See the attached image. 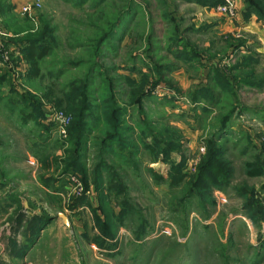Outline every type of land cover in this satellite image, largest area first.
<instances>
[{
  "label": "rangeland",
  "instance_id": "obj_1",
  "mask_svg": "<svg viewBox=\"0 0 264 264\" xmlns=\"http://www.w3.org/2000/svg\"><path fill=\"white\" fill-rule=\"evenodd\" d=\"M32 1L6 0L14 5L9 13L0 5V75L8 80L0 86V199L6 193L19 196L26 215L18 224V208L5 211V200H0V264H264V86L242 82L253 70L256 78L264 77V27L259 32L244 29L250 22L244 18V0L213 7L188 0H87L83 5L77 0H42L41 7L25 12ZM224 4L233 14L218 11ZM47 26L53 30L47 37L54 49L41 63V76L27 81L29 66L15 32L40 33ZM110 31L96 50L97 38ZM178 38L195 45L200 60L177 57L182 49ZM95 55L98 66L91 72ZM247 55L258 63L238 72L242 79L235 84V95L215 85L217 99L209 111L189 98L197 86L209 84L212 66L231 71ZM156 66L162 67V77ZM79 87L87 89V113L92 112L82 160L87 184L80 173L62 171L67 150L75 146L69 134L75 119L71 109L82 100L71 94L78 95ZM109 89L126 118L125 144L110 142L112 151L103 150L101 143L103 95ZM13 94L20 99L34 95L41 117L25 121L19 110L23 103L11 110L6 98ZM232 104L230 130L218 144L233 175L224 190H208L203 202L200 197L185 199V186L207 152V141L218 132L222 106ZM56 112L70 119L67 135ZM138 121L152 122L157 127L153 131L162 126L179 131L180 147L168 163L161 157L154 162L143 147L139 128L134 131ZM145 142L151 143L152 136ZM182 158L184 183L172 187L168 181L155 182L150 167L167 177L171 165ZM101 165L112 172L102 171L100 192L93 170ZM114 174L120 183L110 189L109 175ZM73 178L81 181L82 192ZM82 196L86 201L76 204ZM124 206L120 223L116 219ZM96 215L115 222L114 231L107 235L97 228ZM34 216L48 218L43 226H33L40 234L32 243L25 231Z\"/></svg>",
  "mask_w": 264,
  "mask_h": 264
},
{
  "label": "trees",
  "instance_id": "obj_2",
  "mask_svg": "<svg viewBox=\"0 0 264 264\" xmlns=\"http://www.w3.org/2000/svg\"><path fill=\"white\" fill-rule=\"evenodd\" d=\"M87 0H77V3L79 5H83ZM105 1V0H102ZM188 1H194L199 2L201 5H204L206 7H213L218 6L219 4L225 3V0H188ZM245 2V10H244V18L246 20H249L252 15H256L259 20L264 21V5L260 0H244ZM76 3V4H77ZM0 5L2 7V10L5 13L12 12L14 5L11 3H6V0L0 1ZM9 28V25H8ZM49 27H46L45 31H42L40 33L34 32V33H28V34H21V31L15 32L17 36L20 37L18 39V42L22 44L21 52L24 56V59L28 63V70L25 75V79L27 81H33L39 76H41L42 67L41 63L44 58L47 57V55L54 49V41L50 38H48V32H51L53 30H47ZM113 31L104 33L100 38H97V40L94 43V47L96 50H99V46L102 42H104L107 38H109L112 35ZM54 38V36H52ZM181 45L182 49L177 52V57L182 58L184 57L185 62H189V60H200V52L197 51L192 43L188 39H182L177 40ZM245 43V40L240 41V45H243ZM97 54V53H96ZM98 55H95L94 57V63L93 68L91 70H95V66H98ZM258 63V59H256L253 55H247L244 56L241 60L237 61L235 65L230 69H222L218 66H212L210 70V81L208 85H201L197 86L196 89L192 90L189 94V98L196 103V104H203L206 105L205 109L206 111H209L211 108L210 105L215 103V100L217 99V95L215 92V85L218 86L221 90H228L230 94L235 95V84L236 82H241L238 80L242 76L243 69L248 66L249 64H256ZM75 65H78L79 63H74ZM162 67L156 66V71L160 73ZM239 71H242L241 73H238ZM229 72V74H228ZM232 72V73H231ZM254 70L251 71L248 75H246V79L242 82H245L249 86L253 87H262L264 86V77L256 78V76L253 74ZM143 75H149V73H143ZM162 77V74L160 75ZM161 79V78H160ZM242 79V78H240ZM5 81H8L6 76L0 75V86L4 84ZM147 81V78H144L141 82V85H139V89L142 90V85L145 84ZM160 81V80H159ZM158 79L156 82H154V85H156L158 82ZM130 82H133V80H130ZM135 82V80H134ZM112 86H110L111 88ZM109 88V87H108ZM83 89H86L85 87H79L77 90V94H71L73 98H78L81 96L82 102L80 104H74L72 105V111L75 114V119L72 125L69 127V134L72 137L73 141L75 139V146L67 150L66 157L64 160V167L63 172H75L80 173L83 176V179L85 183H88V174L87 169L84 168L82 160L86 156V144L88 142V116L91 115L92 112L87 113L88 108V100L89 97L85 95V92ZM87 90V89H86ZM82 91V92H81ZM114 94L112 91L105 90L104 100H103V118L105 122V127L103 130V140H101L102 148L103 150L112 151L110 148V142L113 141H121V139H124L122 132L125 131V129L122 127L123 123L125 122V112L123 108L118 107L116 105V100L113 96ZM18 97V96H17ZM15 94L9 96L6 98V104L8 106H12L11 110H15L17 107L23 103L24 107H19V110L23 114V119L26 121L28 118H40L42 113V108L40 107V104L38 101L34 100L37 99L33 96L26 97V95L21 96L20 98H17ZM143 98V95H140L138 98H136L137 102H141ZM135 100V101H136ZM134 101V102H135ZM208 106H210L208 108ZM225 107V108H224ZM29 108V109H28ZM223 111L225 110V113H222L221 116L218 118L217 128L218 132L216 134H213L211 138L207 141V152L202 157L201 162L198 165L197 172L189 179L186 189H185V199H191L194 197H200V200L205 199L204 195L205 193L210 190L211 188H217L220 190H224L225 187L228 185L232 175H233V167L229 160L225 158V149L220 144H218L219 140H221L224 137V134L230 130L231 126V120L234 116L235 107L234 105H230L229 108H226V106H222ZM38 121V120H37ZM139 124V121L136 122V126L134 125V131L136 128H139V134L138 139L143 144V147L147 149L151 154H153V158L155 159L154 162L158 161L161 157V160L165 163H168L171 160V156L173 152H176L180 147L179 142V134L178 130L172 129L170 127L162 126L160 129L153 131L152 129H156L155 125L152 122H145ZM152 136V142L148 143L145 142V139L149 136ZM227 135V134H226ZM161 138H165L160 139ZM129 142V140H127ZM127 142V143H128ZM100 143V144H101ZM121 144H125V140L121 141ZM134 151H138L137 149H134ZM126 154V153H125ZM127 155V154H126ZM129 161H132V157L129 155L125 156ZM183 166H184V158H182V161L178 164H172L168 171V176L165 177L163 174L156 171V169L150 167L149 171L157 183H162L165 181L169 182V185L172 187L179 186L182 183L185 182L186 175L183 173ZM247 167L250 168L251 164L248 163ZM110 167H106L105 165L97 166L93 170V182L96 184V188L102 191L103 186V176L102 171L110 173L109 170ZM260 170V171H259ZM112 172V171H111ZM258 172H262L261 169L258 168ZM3 173L0 171V182L4 181V179L1 177ZM108 175V174H107ZM109 181L110 185L108 188H112V184L120 183L116 179V174L113 176L109 175ZM45 185L49 186V182L45 181ZM118 193H121L118 192ZM109 197V196H107ZM3 200H5V205L2 207L3 210L7 211L8 207H13L15 209L18 208L17 212V222L18 224H22L25 220V214L23 212V205H22V199L12 193H6L4 197H2ZM1 198V199H2ZM202 198V199H201ZM0 199V200H1ZM105 199V197L103 198ZM86 201L85 196L78 197L76 204H81L83 201ZM127 203V200L125 201ZM73 203V204H75ZM125 203V204H126ZM123 203V205H125ZM250 206L249 204H246V208L248 209ZM126 206L122 208V212L120 217H118L116 220L120 221V223L124 220L126 211ZM260 211L262 214H264V211L260 208ZM46 218L43 216H34L32 217L28 222V227L26 228V235H32L30 237V241L34 243L36 239L38 238L40 231L36 233L34 231L33 226L37 223L38 226H40L43 223H46ZM96 225L97 228H99L104 234L109 235V230L114 231L115 228V222H105L102 221L101 218L96 215L95 216ZM106 223V224H104ZM43 226V225H41ZM112 229V230H111ZM31 243V244H32ZM12 245L15 246L16 242L15 240H12ZM26 250H24V253Z\"/></svg>",
  "mask_w": 264,
  "mask_h": 264
},
{
  "label": "built area",
  "instance_id": "obj_3",
  "mask_svg": "<svg viewBox=\"0 0 264 264\" xmlns=\"http://www.w3.org/2000/svg\"><path fill=\"white\" fill-rule=\"evenodd\" d=\"M41 6H42V0H33L32 3L24 6V11L29 12L31 9L38 8ZM222 10H223V12H230L231 14H233L231 8L228 9V6L226 4H224V6L218 7V11H222ZM55 118H56V121L58 122V124H60L59 127H61V132L64 135H67V133H68L67 127L70 124V119L67 116H65L64 113H62V112H56ZM73 179L78 182L79 190L82 192L83 186H82L81 181H78L79 179H75V178H73ZM81 192H78V194H81Z\"/></svg>",
  "mask_w": 264,
  "mask_h": 264
},
{
  "label": "crops",
  "instance_id": "obj_4",
  "mask_svg": "<svg viewBox=\"0 0 264 264\" xmlns=\"http://www.w3.org/2000/svg\"><path fill=\"white\" fill-rule=\"evenodd\" d=\"M254 15L251 16V18L249 19L250 22L248 24H246L244 27L245 30H250V31H253V32H256V31H262L263 29L261 27H264V23H262V21L259 20V22L261 23V26L260 24L258 25L257 21L258 20L257 18L253 21L252 17ZM247 20V21H249ZM263 24V26H262ZM248 25V26H247Z\"/></svg>",
  "mask_w": 264,
  "mask_h": 264
}]
</instances>
